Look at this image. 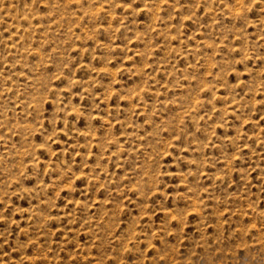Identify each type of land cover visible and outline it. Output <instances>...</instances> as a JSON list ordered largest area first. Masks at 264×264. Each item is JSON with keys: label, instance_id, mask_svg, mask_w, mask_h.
I'll return each instance as SVG.
<instances>
[{"label": "rangeland", "instance_id": "obj_1", "mask_svg": "<svg viewBox=\"0 0 264 264\" xmlns=\"http://www.w3.org/2000/svg\"><path fill=\"white\" fill-rule=\"evenodd\" d=\"M0 264H264V0H0Z\"/></svg>", "mask_w": 264, "mask_h": 264}]
</instances>
